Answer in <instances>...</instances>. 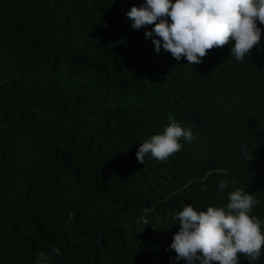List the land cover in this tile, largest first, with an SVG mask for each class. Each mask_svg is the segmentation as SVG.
<instances>
[{"label":"trees","instance_id":"trees-1","mask_svg":"<svg viewBox=\"0 0 264 264\" xmlns=\"http://www.w3.org/2000/svg\"><path fill=\"white\" fill-rule=\"evenodd\" d=\"M145 2L0 0V264H186L176 214L237 189L264 222V24L242 63L233 41L192 65L132 28ZM173 122L191 142L139 163Z\"/></svg>","mask_w":264,"mask_h":264},{"label":"clouds","instance_id":"clouds-1","mask_svg":"<svg viewBox=\"0 0 264 264\" xmlns=\"http://www.w3.org/2000/svg\"><path fill=\"white\" fill-rule=\"evenodd\" d=\"M126 15L133 21V29L155 25L145 37H158L152 40L157 53L163 48L177 61L186 58L189 64L198 65L210 50L234 41L231 57L242 63L261 40L258 22L264 24V0H146ZM192 138L191 130L177 122L170 123L161 134L141 143L137 160L145 164V157L150 155L165 161L181 150V139L191 142ZM227 187V181L218 184L220 190ZM228 201L226 207L209 206L206 211L188 204L176 214L179 231L168 249L176 253V261L240 264L243 255L251 264L260 259L264 251V222L251 215L259 202L240 189L229 192ZM60 254L56 246L47 253L38 252L36 264H47L52 255Z\"/></svg>","mask_w":264,"mask_h":264}]
</instances>
